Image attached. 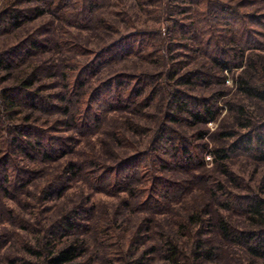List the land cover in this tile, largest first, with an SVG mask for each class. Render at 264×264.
I'll use <instances>...</instances> for the list:
<instances>
[{"label": "rangeland", "instance_id": "1", "mask_svg": "<svg viewBox=\"0 0 264 264\" xmlns=\"http://www.w3.org/2000/svg\"><path fill=\"white\" fill-rule=\"evenodd\" d=\"M47 1L43 14L34 13L22 26L0 33V56L7 52L13 56L9 59L12 69L0 68V89L17 85L37 70L35 86L40 87V95H55L65 90L67 73L75 82V93L79 92L72 105L75 112L86 108L101 83L118 76L135 84L144 76L156 75L162 92L152 96L144 113L128 111L129 123L143 131L137 135L122 120L121 141L113 139L116 126L109 119L119 113L102 112L100 125L84 131L65 123L68 117L62 112L33 113L30 124L42 130L49 142L63 144L58 161L39 160L36 166L9 146L15 137L10 124L24 121L30 112L6 114L9 126L0 125V158L11 155L9 172L21 181L15 179L5 192L0 171V264H43L45 232L75 210L79 212L76 230L60 232L59 237L81 240L84 252L77 264H121L130 257L167 264L161 243L168 238L178 245L183 264H248L242 245L225 241L216 226L224 219L236 232L250 230L240 204L247 196L264 197V159L259 158L257 146L242 137L252 132L253 123L264 121V103L240 89V78L250 75L234 59L238 43L245 48V57L261 56L255 58L258 70L253 78L264 86V0ZM11 2L20 8L41 6L40 0H0V11ZM32 40L41 49L29 53ZM116 42L114 51L106 53ZM126 46L135 49L131 55L119 52ZM223 53L234 59L231 69L212 77L210 59H223ZM108 59L114 60L108 64ZM188 72L194 74L191 83L177 81ZM169 83L192 101L214 100L211 106L217 117L207 124L169 121L175 136L192 138L191 165L186 171L179 166L158 169L154 177L132 169L116 188L93 182L99 169H91L92 159L99 157L100 164L114 166L135 154L129 143L140 150L149 145L173 105L163 90L173 89L167 88ZM51 102L61 103L59 99ZM97 108H92V114H100ZM242 113L252 117L242 118ZM199 132L204 133L203 139ZM218 148H229L227 159L219 158ZM71 163L83 167L67 172ZM167 179L180 186L166 198L160 195ZM50 183L58 189L45 199L43 191L49 190ZM192 217L199 223H190ZM199 242L211 254H196Z\"/></svg>", "mask_w": 264, "mask_h": 264}, {"label": "trees", "instance_id": "2", "mask_svg": "<svg viewBox=\"0 0 264 264\" xmlns=\"http://www.w3.org/2000/svg\"><path fill=\"white\" fill-rule=\"evenodd\" d=\"M40 1L41 6L33 9L20 8L17 4H12L13 2H11L7 8L2 9L0 11V33L10 28L16 29L17 27L22 26L28 22L29 19L33 18L32 16L34 13L38 16L43 14L44 6L42 5H45L48 1ZM30 44L31 48L29 53L41 49V46L36 40H32ZM118 44V42L112 44L106 53L113 52ZM236 46V58L234 59L240 61L238 68L245 66L243 71L247 75H250L247 79L243 77L240 78V89H243L248 96L264 103V86L257 85L254 79V73L258 70L255 58H260L261 56H256L254 54L245 57V48H241L239 43L236 44ZM123 50L125 51L123 52ZM134 50L131 46H126L119 52L124 56L125 54L128 56L131 55ZM11 53L7 52L0 56V68H6L8 70L12 69V66L9 63V59L13 57ZM223 54L226 55L225 53ZM120 57L123 56L120 55ZM211 58L212 77L216 73L223 74L226 70L231 69V62L234 61V59H230L227 55L223 59H220L219 56ZM245 59L246 61L248 60L247 66L243 65ZM112 60L108 59L107 63L109 64ZM37 72V70H33V72L24 79L18 80V84L15 86L0 89V125L2 127L7 129L9 126L7 125L9 118L6 117V114L18 113L17 115H20L23 114V111L25 113V110L30 112L27 114L28 116H24V121L21 119L19 123L10 124V129L13 130L12 133L15 137L11 140L9 146H11V148L14 147L21 152L25 158L30 159L34 166H36L35 163H38L39 160L45 164L56 160L58 161L61 158L60 154L62 152L63 144L59 141H54V143L51 141L49 142V137H47L42 130L38 129L37 126L30 124L33 113L42 112L46 115H52L54 110H56V112H62L63 115L68 117V119L65 120V123L70 126L73 125L74 128H78L80 131L91 130L92 126L98 127L103 120L101 119L102 112L119 113V115L112 116L109 119H112V124H115L116 126L113 133V139H115V141H121L123 138L122 136L120 137L121 134H119V131L124 125V123L121 122L122 120L125 122V125H127V128L136 134L138 133L137 135H141L143 131L142 127L129 123L131 118L128 116V111H133L130 114L144 113L146 107H149V104L155 95L158 94L159 91L162 92L161 88L163 86L160 82H157L158 76L156 75L153 77L147 76L146 78L144 76V80L138 79L135 84L129 82V80L126 81L127 78L118 76V80H115L114 78L101 83V85L91 94V100H89V104H86L87 109H80L75 112L72 111V105L77 102L74 100V97H79V92H77V94L75 93L73 87L75 82H73L70 75L67 73L65 75L68 84L63 92L55 95L41 96L40 87L35 86L38 75ZM164 74L166 75V72ZM192 75L194 74L189 72L185 73L179 76L177 81L180 82L181 80L186 83H191L190 77H193ZM142 82L146 83L143 84ZM170 86L173 89L165 90L166 88H163V90L165 92L167 91V94L170 95L171 103H173V105L168 108L170 110L166 113L165 122L159 124L153 132L154 137L149 142V145L143 148V150H140L134 143H129L132 148L129 144L127 148L133 149L135 154L128 158L118 160L114 166L100 164L99 157L92 159L93 164L91 165V169H99V175L95 177L93 182L104 184L105 186L108 184L110 187L116 188L119 181L122 180L125 182L129 173L134 170L145 172L146 175H151L152 177H154V174L160 169L169 170L170 168L179 166L182 170H187L189 167L188 165H191L193 160L191 153V144L193 143L192 138L184 134H177V136H175L177 131L171 126L169 121L177 122L176 124H191V122L207 124L208 122L215 120L217 114H215L214 107L211 106V103L214 102L212 98L211 100L213 101L209 99L192 101L193 98L185 95L179 89H174L172 84L169 83L167 88ZM78 89H81V87L77 86V90ZM146 92L147 95H145ZM152 96L154 97L152 98ZM51 99H59L61 103L59 105L54 104L51 102ZM144 101H149V103L146 104L147 106H143ZM95 105L98 106L97 109H100V114H92L91 110ZM145 115H147V113ZM244 115L247 118L252 117L247 113H242V118L245 117ZM77 122H81V124H78ZM58 123L60 122L58 121ZM251 130V133L243 135L242 137L246 139L248 143L257 146L259 150L257 152L260 156L259 158L264 159V121L259 120L258 124L253 123ZM199 137L203 139L204 133L199 132ZM233 147H236V144ZM228 152L229 148H218L216 150V154L220 159H227L229 155ZM10 156L11 155H3L2 158H0V171L4 172L1 187L5 192L10 191L7 185H13L15 179L21 181V179L17 177L14 179L9 172L10 169L8 164L9 160H11L9 158ZM3 166L6 168L4 169ZM18 166L19 165H17V167ZM14 167L16 166L13 165V168ZM79 167H83V164L78 166V164L73 163L69 167L70 170L68 169L67 172L77 170V168L80 170ZM26 173L31 176L34 172L29 171ZM99 179L100 181H98ZM171 181L172 180L167 179L166 182H163L164 188L160 196L167 198V196L171 195L173 191L180 186H174ZM213 187L215 188V182ZM48 188L49 190L44 189L43 191L45 193V199H50L58 189L53 183H50ZM244 201L245 202H241L242 204H240V206L245 213L250 225V230L236 232L224 219L217 221L216 227L225 241L231 243L233 240H236V244L242 245L247 255L248 264H264V197L258 194L251 195L247 196ZM78 216L79 212L77 210L66 214L61 217L57 225L50 227V229L45 232L44 239H48V241L46 246L42 248L43 251L45 250V254H42L43 264H77L79 257L84 252L81 240L71 236L72 239L69 238V240L67 239L63 241L64 238L59 237V234L60 232L64 234L75 231L77 228L76 221ZM193 222L194 224L199 223L198 219H195V217H192L190 220V223ZM161 250L166 254L167 264H183V258L180 255L179 247L175 244L174 240L169 238L166 239L161 243ZM195 250L196 254L201 255L202 257L211 254L210 251L206 249L204 243L201 242L196 244ZM121 264H148V262L143 257H130L122 261Z\"/></svg>", "mask_w": 264, "mask_h": 264}]
</instances>
